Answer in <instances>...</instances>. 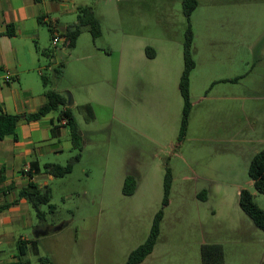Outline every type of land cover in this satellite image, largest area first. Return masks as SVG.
<instances>
[{"label": "rangeland", "instance_id": "1", "mask_svg": "<svg viewBox=\"0 0 264 264\" xmlns=\"http://www.w3.org/2000/svg\"><path fill=\"white\" fill-rule=\"evenodd\" d=\"M198 2L188 19L183 0H88L102 34L93 39L84 28L73 49L54 46L45 28L46 48L62 64L45 72L47 88L74 101L70 109L82 133L78 150L63 129L58 161L65 166L77 154L80 161L48 181L55 210L42 206L47 228L13 230L0 242V260L17 255L18 241L28 237L36 240L25 256L31 264L125 263L163 208L170 168L155 263L202 264V246L219 244L225 264H264V231L239 205L247 189L264 210V194L248 176L264 149V0ZM189 26L196 66L188 130L179 142ZM128 175L137 182L131 196L123 193Z\"/></svg>", "mask_w": 264, "mask_h": 264}, {"label": "crops", "instance_id": "2", "mask_svg": "<svg viewBox=\"0 0 264 264\" xmlns=\"http://www.w3.org/2000/svg\"><path fill=\"white\" fill-rule=\"evenodd\" d=\"M82 6L91 7L88 0H0V77L10 79L0 83V113L21 117L14 133L0 140V206L9 205L0 212V242H7L13 230L29 225L37 234L47 228L45 223L33 220V208L26 199L19 198V192L30 182L45 187L55 179L45 165L60 164L63 149L59 142L63 129L69 128L52 113L37 120H27V116L46 102L47 87L42 80L45 72L60 66L54 53L43 63L41 52L47 50L44 30L48 29L52 40L50 27L60 32L74 24L77 9ZM54 126H61L58 137L53 135ZM32 163H37V170L31 168ZM154 252L155 248L141 264H156ZM16 259L13 255L0 260V264H11Z\"/></svg>", "mask_w": 264, "mask_h": 264}, {"label": "trees", "instance_id": "3", "mask_svg": "<svg viewBox=\"0 0 264 264\" xmlns=\"http://www.w3.org/2000/svg\"><path fill=\"white\" fill-rule=\"evenodd\" d=\"M198 5V0H183V10L188 19H190ZM84 28L89 30L93 39L100 37L102 34L100 20L93 8L90 6L79 7L77 9L76 22L68 26L63 31L59 32L61 36L65 38L63 46L69 49L75 48L77 40ZM50 29L51 33L53 34V28L50 27ZM193 38L194 35L191 27L189 26L184 42V70L179 82V90L184 102L180 133L178 137L179 142H183L185 139L188 130L189 116L192 109V103L190 99V75L196 66L192 54ZM41 54L47 57L51 56L48 50H42ZM146 54L149 58H153L155 56V51L152 48L147 47ZM61 66L62 64L60 67ZM58 70L59 69H54L53 71L58 72ZM42 80L44 86L47 87L49 83L47 76L44 75ZM45 95V104L41 106L35 113L28 115L27 120H37L58 110V122H61L63 119L67 120V124L63 126H67L69 128L73 148L81 150L82 133L70 107H67L68 99L55 89L47 88ZM86 106L89 108V105ZM63 107L64 109H62ZM20 119L21 117L18 115H12L3 112L0 113V140H2L5 136L14 133ZM60 127L61 126H54L52 129L53 135L55 137L59 136L58 130ZM79 161L80 154H77L73 156L65 166L56 163H50L46 164L45 168L48 173H50L55 178H63L73 171L75 163ZM31 168L37 170V163H32ZM248 176L252 181L255 190L264 194V149L257 152L252 158L248 169ZM172 183L173 174L171 169L167 168L164 178V198L162 202L163 208L155 214L147 239L144 241V243L130 252L126 262L123 264H141L153 252L161 234V224L164 219V207L168 206L170 202ZM136 187V178L133 177V175H128L125 178L123 185L124 195H133L136 191ZM202 195H205L204 191L201 192V196ZM19 198L26 199L29 202L40 223L46 222V212L42 210V206L47 205L50 213H53L55 210L54 205L51 204L52 189L49 186L39 187L35 182H30L19 192ZM239 205L242 211L252 220L254 225L264 231V210L257 205L253 194L249 190L242 189L240 191ZM8 207L9 205H1L0 212L6 210ZM30 243L34 248L36 240L31 241L21 239L18 241L17 245L19 252L17 254V259L11 264H31L29 259H25L29 249L28 244ZM40 260L43 261V259ZM201 263L225 264L222 246L219 244L203 245L201 249Z\"/></svg>", "mask_w": 264, "mask_h": 264}, {"label": "built area", "instance_id": "4", "mask_svg": "<svg viewBox=\"0 0 264 264\" xmlns=\"http://www.w3.org/2000/svg\"><path fill=\"white\" fill-rule=\"evenodd\" d=\"M65 42V38L61 36V34L59 32H54L53 33V37H52V43L54 46H57L59 45L60 43H63L64 44ZM9 77L6 76L4 78H1L0 77V83H6V82H9ZM62 125H66L67 124V120L66 119H63L61 122H60Z\"/></svg>", "mask_w": 264, "mask_h": 264}, {"label": "water", "instance_id": "5", "mask_svg": "<svg viewBox=\"0 0 264 264\" xmlns=\"http://www.w3.org/2000/svg\"><path fill=\"white\" fill-rule=\"evenodd\" d=\"M71 104H72V101H71V99H69L68 100V105H71ZM65 226H66V224H62V225H60L58 227L53 228V230L54 231H59V230L63 229Z\"/></svg>", "mask_w": 264, "mask_h": 264}]
</instances>
